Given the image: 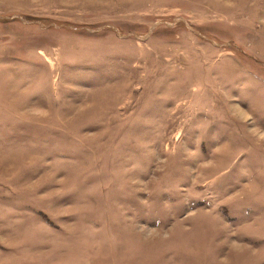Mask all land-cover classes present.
I'll return each mask as SVG.
<instances>
[{"label":"rangeland","instance_id":"374dc122","mask_svg":"<svg viewBox=\"0 0 264 264\" xmlns=\"http://www.w3.org/2000/svg\"><path fill=\"white\" fill-rule=\"evenodd\" d=\"M0 264H264V0H0Z\"/></svg>","mask_w":264,"mask_h":264}]
</instances>
